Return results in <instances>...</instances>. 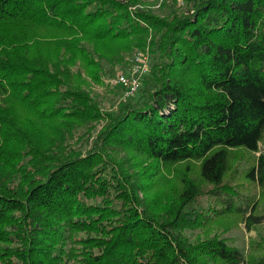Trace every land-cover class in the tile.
<instances>
[{"label":"trees","instance_id":"trees-1","mask_svg":"<svg viewBox=\"0 0 264 264\" xmlns=\"http://www.w3.org/2000/svg\"><path fill=\"white\" fill-rule=\"evenodd\" d=\"M181 1L0 0V264H264L203 234L264 222V152L229 177L264 143V0Z\"/></svg>","mask_w":264,"mask_h":264},{"label":"rangeland","instance_id":"rangeland-1","mask_svg":"<svg viewBox=\"0 0 264 264\" xmlns=\"http://www.w3.org/2000/svg\"><path fill=\"white\" fill-rule=\"evenodd\" d=\"M131 56H128L127 58L129 63L131 62ZM129 68L130 64L125 68L126 71H120L118 73H127ZM108 78L104 77L101 84H93V88H91V90H93V92L102 101V107L105 110L113 109L115 107L112 106L113 102H117L125 98L122 92L120 94L116 92V87H111L108 85ZM262 152H264V143H260L259 151L255 152L254 154H249L242 149L234 151V154L237 158H235L232 162L233 170L231 171L229 177H232L236 183H243L244 185H247V181L243 177L245 168L253 156H258ZM194 167L197 169L196 164H194ZM181 168L182 166L178 165V167H174L172 169H164V180H162L159 186H156L154 190L164 187L166 182L170 184L171 182L175 181L177 172H179ZM258 197L261 198V195L258 194ZM218 232L229 237L231 243L241 248V250L245 253L247 260L264 256V250L262 247L258 246L260 245L259 243L263 242L264 240V222L254 225L251 229H248L246 227L245 219L241 217H222L215 219L210 225H207L204 228L203 234L213 235ZM245 264L251 263L250 261H246Z\"/></svg>","mask_w":264,"mask_h":264},{"label":"built area","instance_id":"built-area-1","mask_svg":"<svg viewBox=\"0 0 264 264\" xmlns=\"http://www.w3.org/2000/svg\"><path fill=\"white\" fill-rule=\"evenodd\" d=\"M182 3V1L180 0ZM130 68L127 73H117L107 79L111 87L121 86L124 96L134 95L141 85L143 76L149 71V56L143 52H136L130 59Z\"/></svg>","mask_w":264,"mask_h":264}]
</instances>
